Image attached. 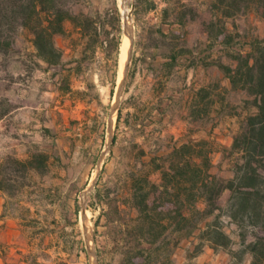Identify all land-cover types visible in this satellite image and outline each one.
<instances>
[{
    "label": "rangeland",
    "instance_id": "1",
    "mask_svg": "<svg viewBox=\"0 0 264 264\" xmlns=\"http://www.w3.org/2000/svg\"><path fill=\"white\" fill-rule=\"evenodd\" d=\"M154 1L150 10L136 0H92L71 7L75 13L96 9L109 37L100 31L96 42L83 38L67 20L54 39L62 50L59 70L35 55L32 35L24 28L0 50V117L19 107L1 122L0 146L6 150L0 152V177L9 214L24 225L22 235L32 228L34 246L21 252L32 261L49 264L52 255L69 264H113L104 211L124 186V172L139 168L141 148L146 161L182 142L205 140L210 172L224 180L231 176L236 157L231 145L252 110V97L232 88L217 62L225 51L262 38L264 18L254 5L246 9L244 0H235L242 4L238 10L229 7L232 0ZM226 7L230 17L224 16ZM113 8L119 18L116 52L115 18L105 15ZM220 31L223 36L216 39ZM126 39L129 55V47L127 55L123 50ZM172 49L180 56L171 66ZM31 156L41 159L39 168L14 163ZM226 197L221 196V205ZM131 215L122 212L128 224ZM221 220L227 247L206 244L196 253V239H184L170 246L169 264H249L247 254L232 259L241 249L240 228ZM242 230L251 234L248 227Z\"/></svg>",
    "mask_w": 264,
    "mask_h": 264
},
{
    "label": "trees",
    "instance_id": "2",
    "mask_svg": "<svg viewBox=\"0 0 264 264\" xmlns=\"http://www.w3.org/2000/svg\"><path fill=\"white\" fill-rule=\"evenodd\" d=\"M89 1L92 0H0V50L12 42L11 34L16 29L24 28L32 35L35 55L48 68L62 69V50L54 39L65 31L67 20L83 38L96 42L100 31L109 37L104 18L100 19L96 9L72 11L71 7ZM136 2L147 10L155 8L154 0ZM232 2L229 7L240 9L242 4ZM243 3L246 9L254 5L264 18V0ZM229 7L224 11L226 17L232 15ZM105 15L115 18L112 48L116 52L120 42L117 10L107 9ZM220 36L223 31L215 37ZM171 51L167 59L172 66L180 54ZM223 57L230 62L223 63ZM217 65L232 88L252 97V110L231 145L236 155L231 176L224 180L210 172L211 148L205 140L182 142L165 155L151 156L146 161L141 148L139 168L129 175L128 170L124 172V186L110 198L113 207L108 203L104 211L113 264H153L158 259V264H169L170 246L189 238L196 239V253L206 244L213 249L225 248L229 236L223 228L222 216L240 228L241 249L234 252L232 259L247 254L249 264H264V36L235 52L225 51ZM119 117L120 111L117 122ZM133 147L139 145L133 143ZM14 163L22 168L42 165L36 156ZM152 174L157 175V180L151 178ZM0 189L5 190L1 177ZM225 193V204L221 205L220 198ZM126 209L132 214L131 224L122 216ZM244 227L251 229L250 235L241 231Z\"/></svg>",
    "mask_w": 264,
    "mask_h": 264
},
{
    "label": "crops",
    "instance_id": "3",
    "mask_svg": "<svg viewBox=\"0 0 264 264\" xmlns=\"http://www.w3.org/2000/svg\"><path fill=\"white\" fill-rule=\"evenodd\" d=\"M18 108L19 107H14L12 111L0 117V129L2 128L1 122L8 115H15V110ZM5 150L6 147L0 146V152ZM5 201L6 194L3 190L0 189V264H41L39 262V258L32 261L28 256L21 255V252L29 253L32 250V246H34L33 241L36 239L32 238V228L30 227L27 233L25 235H22V232H24V225L22 223V220L9 214ZM83 228L86 234L87 241L86 222L83 223ZM40 232L41 233L39 234H44L43 231ZM62 254L64 255V250L62 251ZM54 257L55 256L51 255V262H49V264H69L65 257H58L56 260Z\"/></svg>",
    "mask_w": 264,
    "mask_h": 264
},
{
    "label": "bare ground",
    "instance_id": "4",
    "mask_svg": "<svg viewBox=\"0 0 264 264\" xmlns=\"http://www.w3.org/2000/svg\"><path fill=\"white\" fill-rule=\"evenodd\" d=\"M122 15H123L124 22L128 24L129 23V11L126 7L122 8ZM128 47H129V42H128V39H126V43L123 48L125 55H127L126 52L128 50Z\"/></svg>",
    "mask_w": 264,
    "mask_h": 264
},
{
    "label": "water",
    "instance_id": "5",
    "mask_svg": "<svg viewBox=\"0 0 264 264\" xmlns=\"http://www.w3.org/2000/svg\"><path fill=\"white\" fill-rule=\"evenodd\" d=\"M129 51H130V45H129L128 55H129Z\"/></svg>",
    "mask_w": 264,
    "mask_h": 264
}]
</instances>
